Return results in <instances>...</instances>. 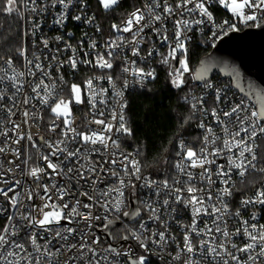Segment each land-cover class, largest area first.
Returning a JSON list of instances; mask_svg holds the SVG:
<instances>
[{
	"label": "snow or ice",
	"instance_id": "obj_1",
	"mask_svg": "<svg viewBox=\"0 0 264 264\" xmlns=\"http://www.w3.org/2000/svg\"><path fill=\"white\" fill-rule=\"evenodd\" d=\"M213 3L245 26L259 28L264 22V0H140L119 24H111L114 35L102 46L95 39L87 49L84 40L78 48L65 42L50 60L45 57L47 64L35 52L34 59H28L22 46L16 51L26 70H17L11 56L4 61L0 111L12 127L0 131L5 137L0 154L11 153L13 159L7 160V167L0 162V217L5 220L0 227V264H153V257L163 260L165 255L170 257L168 264H264V89L229 98L230 83L206 79L211 65L196 72L190 67L188 43L194 28L213 24V42L218 33L238 31L236 23L215 25L209 10ZM97 4L111 12L121 0ZM20 6L37 20L53 15L60 28L69 20L86 25L96 20L95 13L88 14L87 0H0V11L23 18ZM62 40L56 37L57 42ZM41 43L49 47L47 39ZM158 45L167 51L161 52ZM68 51L71 55L61 59ZM154 54L168 67L171 86L183 93L180 99L188 114L180 117L181 126L199 115L197 127L203 130L196 146L178 142L173 172L163 179L144 174L140 149H121V137L134 134L125 116L123 89L129 87L130 77L141 87L157 78L154 68L140 66ZM81 65L99 69L100 74L68 85L62 69L67 66L75 73ZM120 79L123 87L117 90ZM104 80L113 89L116 106L109 107L108 88L100 84ZM198 86L199 95L193 91ZM236 87L245 92L239 84ZM5 99L11 106L3 103ZM209 100L211 105L206 106ZM85 101L92 119L81 131L72 106ZM21 110L22 121L16 123L12 117ZM43 111L51 114L48 131L53 135L34 139L22 125L38 127ZM24 140L30 148L19 147ZM234 175L241 178L243 191ZM181 210L187 211L190 223L177 217ZM81 224L82 228L75 226ZM173 224L182 241L173 234ZM103 240L108 241L106 246ZM172 244L175 254L167 250Z\"/></svg>",
	"mask_w": 264,
	"mask_h": 264
},
{
	"label": "built area",
	"instance_id": "obj_2",
	"mask_svg": "<svg viewBox=\"0 0 264 264\" xmlns=\"http://www.w3.org/2000/svg\"><path fill=\"white\" fill-rule=\"evenodd\" d=\"M89 4V9H88V14L91 15L95 13L96 15V20L93 24L91 25H86L82 22H75L72 20H69L63 28H60L55 25L53 22L54 17L51 14L44 15L40 19H36L34 15L27 9L22 7L23 15H24V25H25V30H24V38H23V47L27 48V55L28 59H34L33 53L35 52L36 55H39L41 60L47 64V60H45V57H48L50 60L51 55L55 54V49L56 48H61L63 49L65 46V42L70 43L74 47H79V43L81 40L85 41L84 47L87 49V45L89 42H91V39H95L97 41V45L102 46L105 42V40L109 37V35H114L113 33L110 32L111 29V24L117 23L119 24L120 21L127 16V14L131 11L134 10L135 6H139L140 0H121V4L115 8L111 12H104L102 8L98 7L97 0H87ZM170 2H174V0H170ZM30 8V5H29ZM213 13L215 25H220L223 24L224 21H228L229 23H236L238 31H240L242 28H247L248 26H245L243 24H240L238 21L235 20L233 17L232 13L229 12L227 9L223 8L220 6L218 3H213L209 9ZM72 15H76L77 13L75 11H72ZM35 21V23H33ZM40 25L39 28L36 29L35 34L33 35V29L36 27V25ZM96 25L100 26L101 31L96 32ZM171 27V25H169ZM202 28V31L200 30ZM213 31H216V28L214 27L213 24L211 23H205L203 26H199L198 28H194L193 32L190 33L189 35L192 36L191 41L188 43V48H189V53L192 51V49H201V50H207L209 51L212 49L218 42L219 40L225 36L223 33H218L219 38L216 39L214 42L212 39H210L211 34ZM233 32V31H228V33ZM27 33V35H26ZM71 33V35H69ZM85 33H87V36H85ZM227 33V34H228ZM226 34V35H227ZM57 36H62L63 40L60 42L56 41ZM47 39L49 41V47L44 48L43 44L41 43V39ZM214 44V46H213ZM159 50L161 52L167 51L165 47L159 46ZM127 51V50H125ZM82 55V53H80ZM68 55H71V52H62L61 53V59L66 58ZM131 58V57H130ZM160 57L155 55L153 56L152 59H150L146 64H140L141 67H144L146 70L149 68H154L155 71L157 70V66L160 64L159 63ZM4 59L1 63L0 66L4 65ZM14 66L17 68V70H26L24 69V59L20 57L18 54L16 57L13 58ZM139 63V61H138ZM64 72V78L68 82V85L71 83H82L83 80H85L87 77L96 74H100L99 69H88L85 66L81 65L80 70L78 72H71L70 69H68L67 66H65L64 69H62ZM118 69H116V73H118ZM194 71V70H193ZM30 79V78H29ZM134 78H129L130 83L129 87L127 89H123V99L127 102L129 100V96L134 93V92H140L143 91L147 88V86L153 81L150 80L147 82V84L144 87L139 86L138 84L132 83V80ZM211 79H213L214 83L217 81H223L225 83H230L231 85V90L228 92L229 98H235L238 99L239 96H241L238 92H236L232 86V83L230 80L222 78L221 76H214ZM100 84L103 87L108 88V104L109 107L116 106V97L113 93V89L111 86L108 84L106 80L101 81ZM196 85H200L202 83H196ZM5 85H0V87H4ZM222 86V85H221ZM26 90L29 91L30 89L27 88V85L25 86ZM123 87V79L117 80L116 81V88L117 90H121ZM59 90V89H58ZM12 89L9 88V94H11ZM193 91L199 95L201 93V88L198 86L193 89ZM236 93L237 95L234 97L233 94ZM63 95L67 97L68 92H67V87L65 86L63 89ZM23 97L20 96L18 97V100L22 99ZM7 106H11L10 102L5 99L3 102ZM211 105V100H209L208 105ZM27 107H31L30 105ZM98 107H103L98 105ZM107 115V109H104ZM126 113V109H125ZM43 120L37 122V126H32L30 129L27 125H22V131H31L33 134L34 139H37L38 136H44L45 138L51 137L53 134L48 131V123L50 119V112L49 111H43ZM72 117L75 121V126L78 128V130L85 131L88 129V121L92 119V112L90 111V106L88 105L87 101L83 105H73L72 106ZM0 120L4 121L3 125H0V131H3L4 128L11 129L12 125L8 123V117L5 112L0 111ZM12 120H14L16 123H21L22 121V110L17 111V114L12 117ZM195 120V130L197 132V136L193 138H187V137H180L176 143L175 146V160L177 159L176 157V152L178 150L177 145L180 140H183L187 145L189 146H196L198 143V138L203 135V130L199 129L197 127V124L199 123V115ZM208 122H211L212 118L211 116H208L207 118ZM92 128H97L98 126L96 125H91ZM217 132H219V129H216ZM57 132H59V129H57ZM9 136L12 139H15L16 136L12 133L9 132ZM123 139V137H121ZM5 141V137L3 135H0V146H3ZM12 147H17L16 145H12ZM21 149L28 147L30 148V145L28 144L27 140L21 141V144L19 145ZM122 149V148H121ZM124 150V149H122ZM33 153L35 150H31ZM126 151V150H124ZM13 159L11 153L7 154H0V162H3L5 164V167H7V160ZM107 167V166H106ZM246 179L251 180L253 179L252 176L246 177ZM233 180L236 183L237 188H240L242 191L244 190V184L241 182V178L239 176H233ZM75 187V184L73 183L72 185ZM99 187H103V185H99ZM249 195L252 193L249 192ZM239 198V194L237 196ZM179 207V206H178ZM178 218H182V221L184 223H190V216L187 213L186 210H181L177 213ZM247 218V216H245ZM5 220L0 217V227L3 226ZM127 222V221H126ZM264 222V221H261ZM129 224L133 222H127ZM119 224V223H118ZM77 227H83V225H75ZM121 228V225L119 224L115 229L118 231ZM172 232L177 236V240L182 241V234L179 232V229L175 224L172 225ZM115 234V233H114ZM97 235H101L103 237V233H101L99 230H97ZM70 242H74L70 240ZM43 243V241H41ZM108 242L103 240V244L106 246ZM175 244L170 245V247L167 249L168 251L173 252L175 254ZM64 257L61 256L60 260L61 262L63 261ZM55 260V258H54ZM170 260V257L165 255L163 260H158L157 258L153 257V264H168V261ZM173 264H180V262H173Z\"/></svg>",
	"mask_w": 264,
	"mask_h": 264
},
{
	"label": "trees",
	"instance_id": "obj_3",
	"mask_svg": "<svg viewBox=\"0 0 264 264\" xmlns=\"http://www.w3.org/2000/svg\"><path fill=\"white\" fill-rule=\"evenodd\" d=\"M19 11L23 13L21 6ZM24 30V15L21 18L16 13L0 11V63L9 56L16 57V50L23 44ZM207 52L192 49L189 53L192 70ZM168 71L167 66L159 64L157 78L145 90L129 96L125 116L134 134L130 138L123 137L121 143L126 151L140 149L144 174L150 173L159 179L173 172L178 139L197 136L195 120L181 126L180 117L188 114L187 105L180 99L183 93L169 83Z\"/></svg>",
	"mask_w": 264,
	"mask_h": 264
},
{
	"label": "water",
	"instance_id": "obj_4",
	"mask_svg": "<svg viewBox=\"0 0 264 264\" xmlns=\"http://www.w3.org/2000/svg\"><path fill=\"white\" fill-rule=\"evenodd\" d=\"M205 65H211L206 79L217 75L228 79L240 95L246 93L252 95L258 89H264V22L259 28L248 27L222 37L199 59L193 72ZM196 83L202 82L196 81ZM237 84L245 92H240V88L236 87ZM118 225L117 223L115 227Z\"/></svg>",
	"mask_w": 264,
	"mask_h": 264
},
{
	"label": "rangeland",
	"instance_id": "obj_5",
	"mask_svg": "<svg viewBox=\"0 0 264 264\" xmlns=\"http://www.w3.org/2000/svg\"><path fill=\"white\" fill-rule=\"evenodd\" d=\"M22 8V7H21ZM18 54V53H17Z\"/></svg>",
	"mask_w": 264,
	"mask_h": 264
}]
</instances>
